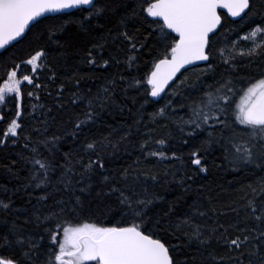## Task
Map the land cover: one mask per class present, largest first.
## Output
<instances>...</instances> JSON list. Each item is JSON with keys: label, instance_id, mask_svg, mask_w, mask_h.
I'll list each match as a JSON object with an SVG mask.
<instances>
[{"label": "snow or ice", "instance_id": "obj_1", "mask_svg": "<svg viewBox=\"0 0 264 264\" xmlns=\"http://www.w3.org/2000/svg\"><path fill=\"white\" fill-rule=\"evenodd\" d=\"M218 8L227 9L232 17H240L241 14L246 16L252 10L253 3L252 0H139L137 7L119 17L112 40L119 45H126L129 52L134 53L127 58L130 67L136 63L139 51L146 47L148 37H154L157 52L153 56L152 70L145 77L147 85L150 86V90L146 91V104L149 103L147 96L160 97L169 82L177 77V73H180L181 69L187 70L185 66L194 65L198 61H210L212 36L222 23ZM66 9L87 13L77 21L85 31L89 30L88 24L92 20L97 21V27L103 28L102 21H106L110 12L116 11L98 0H0V49L26 34V29L30 30L31 26L39 23L37 18L44 17L46 13H59ZM132 20L139 21L149 29L148 36L143 40L140 39V28L129 31L128 24ZM111 32L109 29V34ZM254 37L260 40L259 45L252 39ZM240 39L251 40L247 55L260 59L261 63L257 65L259 75L241 76L237 72L234 58L223 59L228 75L206 85L201 94L187 105L189 115L186 120L181 118L180 131L183 133L187 127L190 129L186 134L188 137L199 133L207 135L190 153L189 162L182 161V167L191 172V175L185 172L178 181L182 188L185 181L192 180L198 173L207 172L206 157L215 149L222 151L224 159L234 170L255 166L264 171V25L257 24L250 34ZM106 44L105 40V43L95 44L88 50V65L106 67L110 61L120 63L115 56L102 59V63H98L95 50L105 48ZM220 54L223 57V51ZM46 55V51H37L26 61L14 65L12 70L7 71L4 84L0 85V103L6 101L7 95H13L17 101V118H22L19 101L24 83L33 89L43 87L35 82V73L38 62ZM24 64L32 66V73L21 76L19 69ZM211 68L209 63L208 69ZM54 78L55 74L50 77ZM109 83L114 86L115 80ZM184 83L185 81H180L177 87H182ZM138 84H141V81L133 78L127 87L132 88ZM111 91L109 87L103 88L102 96L99 93L96 96L73 93L69 103L75 105L77 101L83 103L87 100L86 107L89 110L83 113L84 119L76 117L72 131L67 135L75 137L86 123L94 121L98 115L95 108H103L106 101H111ZM27 94L32 97L34 91ZM59 95H63V85ZM172 95L181 93L174 91ZM236 97H239L238 101ZM172 103L173 101L169 100L158 112L153 113V120L157 116L163 117ZM40 107L43 108V105ZM59 107H63V104ZM180 107L185 105L181 104ZM51 111L49 108L43 113L45 118L40 121L43 131L36 129L45 138L33 143L29 136H25L24 139L28 143L24 146L28 148L29 144H32L31 154L22 157L32 165L28 183L22 185V188L28 197H32L29 188L40 189L43 194L35 198V204L31 199L25 202L31 206V212L28 207L14 208L11 196L7 201L0 200L4 217L0 219V264H206L207 258L198 260L195 254H191L183 262L177 260L175 247L165 238L169 229L161 227V218L151 214L155 203L163 198L158 193L150 192L147 185L139 184L141 174L157 182L155 174L141 173L139 169L130 171V168L114 171L111 175L104 174L110 163L106 155L111 156L118 152L119 142L114 143L105 137L102 141L85 143L83 152L86 160L84 156L77 158L75 150L64 153L63 163H57L45 156L40 151V145L55 147L61 140L57 135H53L51 140L46 137L49 119H56L55 116L49 117ZM21 129L22 125L18 119H12L3 133L4 139H0V144L6 145L9 138H18V130ZM120 139L124 141L127 136ZM16 142L13 139V143ZM187 142L184 141L185 144ZM147 143L146 141L141 145V150ZM156 143L163 144L164 141L159 140ZM101 146L104 153L100 150ZM52 147H48L49 152ZM109 147L113 153L107 152ZM146 155L161 160L180 159L175 152L168 157L161 150L148 151ZM132 172L137 175L132 177ZM261 185L259 198L257 189L252 185L248 186L250 192L242 197L246 200L243 216L236 223L229 225L236 234L234 237H222L229 252L239 253L230 258L233 264H264V180ZM189 188L190 186L184 188V191L187 192ZM20 191V187L15 189V193ZM54 193H59L58 199ZM37 205H46V213L41 214ZM189 207L193 215H207L200 210L197 203ZM10 210L17 213L23 211L28 215H25L23 223H17L19 216L9 221L7 216ZM233 211L240 215V209L234 208ZM85 213L88 214L87 217L84 216ZM97 214L99 217L94 219ZM167 215L165 212L164 216ZM193 215H186L175 228L179 230L185 225L191 228L190 232L185 233L190 244L210 243V239L203 238L201 226H193ZM29 223L36 224L37 228L45 225L44 234L29 231L25 227ZM53 224L55 227H52ZM211 231L215 234L216 229ZM225 231L227 232V229ZM45 240L47 243H42ZM245 249L248 250L245 252ZM42 250H46L43 259ZM196 251L199 252V248ZM200 255L203 256V253ZM211 259L215 261L216 257L212 256Z\"/></svg>", "mask_w": 264, "mask_h": 264}, {"label": "trees", "instance_id": "obj_2", "mask_svg": "<svg viewBox=\"0 0 264 264\" xmlns=\"http://www.w3.org/2000/svg\"><path fill=\"white\" fill-rule=\"evenodd\" d=\"M98 2L116 9L115 12L108 14L106 21H102L103 28L97 27V21L92 20L88 24L89 30H83L77 21L87 13L79 10L68 15L44 18L32 26L21 41L0 54V85H2L7 79V71L12 70L14 65L26 61L37 51L47 52V55L38 62L39 66L35 73V82L43 87L33 89L27 84L23 86V94L19 101L22 118L16 117L17 101L14 96L7 97L0 107V139H4L3 133L12 119H18L22 125V129L18 130V138H9L6 145L0 144V200L7 201L11 196L14 208L28 207L31 212V206L25 202L31 199L35 204V198L43 194L40 189L29 188L28 191H32V197H28L22 188V185L28 183L29 169L32 167L22 157L31 154L32 144L30 143L29 147L25 148L24 145L28 143L24 139L25 136H29L33 143L45 138L36 129L43 131L40 121L45 118L43 113L51 108L52 111L48 115L49 117L55 116L56 119L55 121L49 119L46 137L51 140L53 135H57L61 137V140L56 143L55 147L48 146L52 147L51 152L48 151V147L41 144L40 151L45 156L54 159L57 163H63L64 153L70 150H75L77 158L84 156L83 148L87 142L102 141L105 137L114 143L119 142L118 152L113 153L110 147L107 149V152L113 155H106L110 163L104 174L111 175L114 171L119 172L123 168H130V171L139 169L141 173L157 176V182H153L141 174L139 184L147 185L150 192L158 193L163 198L155 203L151 214L154 217L159 216L162 220L161 227L169 229V234L165 238L170 241L171 246L175 247L177 260L183 262L191 254H195L198 260L207 258L206 264H233L230 258L239 253L229 252L224 246L225 241L222 237L228 235L234 237L236 234L229 225L242 218L243 206L246 203L242 197L250 192L249 185L257 189V198H259L264 171L255 166L234 170L233 166L224 159L222 151L215 149L206 157L207 172L198 173L192 180L185 181L184 188L190 186L185 192L178 181L185 172L189 175L191 172L188 168L182 167V161L189 162L190 153L195 150L207 133L188 137L186 134L190 129L185 127L182 133L180 122L181 118L185 120L188 118L187 105L201 94L206 85L213 84L214 80L228 75L225 71L227 66L222 62L223 59L234 58L237 72L241 76L259 75L257 65L261 63L260 59L247 55L251 40L246 41L240 38L250 34L257 24L264 25V0H252V10L238 22H230L223 14H220L222 25L212 37L210 61L206 65L186 70L180 74L159 101L153 102L147 96L149 101L147 104L144 101L149 88L145 77L152 70L153 56L157 52L154 37H148L146 47L139 51L138 59L131 67L127 58L128 55L134 53H130L126 45H119L112 40L119 17L137 7L139 0H98ZM136 28H140L141 40L148 36L149 29L146 26L137 20L130 21L129 31H135ZM109 29L112 30L111 34H109ZM252 39H255L259 45L258 38ZM105 40L107 41L106 47L95 50L98 63H102V59H109L110 56H115L120 63L110 61L106 67L88 65V50L95 44L105 43ZM221 51L224 53L223 57H221ZM241 52L245 54L240 55ZM209 63L212 65L211 69H208ZM19 73L21 76L25 73L31 74L32 70L24 64L19 69ZM53 74L55 78L50 79ZM133 78L139 79L141 84L128 88L127 84ZM112 80H115L114 86L109 83ZM180 81H185V83L178 88ZM61 85H63L62 96L59 95ZM105 87L112 89L111 101H106L103 108L97 106L95 108L97 117L94 121L86 123L75 137L67 135L72 131L76 117L84 119L83 113L89 110L86 107L87 100L83 103L77 101L75 105L69 103L73 98L72 94L96 96L99 93L102 96V89ZM29 91H34V96L29 97L27 94ZM174 91H179L181 95H172ZM236 99L238 101L239 97ZM169 100L173 103L164 116H157L153 120L152 114L158 112ZM61 104L63 107H59ZM181 104L185 107L181 108ZM40 105H43V108ZM122 136H127V139L121 141ZM13 139L17 142L13 143ZM159 140H163L164 143L157 144L156 141ZM185 140L188 141L187 144L184 143ZM146 141L148 143L141 150V145ZM100 150L104 153L103 146ZM155 150L164 151L168 157L175 152L180 159L161 160L146 155V152ZM84 158L87 159L86 156ZM136 175V172H132V177ZM18 187L21 191L15 193ZM54 195L57 199L59 198V193H54ZM49 203L51 204L52 201ZM193 203H197L200 210L206 212L207 215L204 217L198 214L193 215L189 207ZM170 206L171 210H169ZM37 207H40L41 214L46 213V205H37ZM234 208L240 209L239 216L233 211ZM165 212L168 213L167 216H164ZM25 215L28 214L23 211L17 213L10 210L7 219L11 221L19 216L17 223H23ZM186 215H193V226L199 224L203 238L210 239V243L198 245L192 242L190 244L185 233L190 232L191 228L187 225L179 230L175 228V225L184 220ZM84 216L87 217L88 214L85 213ZM98 217L99 214L94 219ZM3 218V210L0 209V219ZM25 227L31 232L44 234L45 225L37 228L36 224L29 223ZM52 227L55 225L53 224ZM213 228L216 229L215 234H212ZM42 243L46 244L47 241H42ZM198 248L199 252L196 251ZM247 250L245 249V252ZM44 251L46 250H42L41 259L44 258ZM201 253L203 256L200 255ZM212 256L216 257L215 261L211 259Z\"/></svg>", "mask_w": 264, "mask_h": 264}, {"label": "water", "instance_id": "obj_3", "mask_svg": "<svg viewBox=\"0 0 264 264\" xmlns=\"http://www.w3.org/2000/svg\"><path fill=\"white\" fill-rule=\"evenodd\" d=\"M76 10L77 9H66V10H63V12H59V13H46L44 17H40V18H37V19L39 21H41L44 18H52V17H56V16H61V15H68V14H71V13L75 12ZM217 12H218L219 15H220V13L223 14L227 18V20L230 21V22H238V21H240L245 16L244 14H241L240 17H232V16L229 15L227 9H223V8H218L217 9ZM221 21H222V19H221ZM221 25H222V23H221ZM221 25L218 26L217 32L219 31ZM28 31H29V29H26L25 30V33L27 34ZM26 34H24L22 37H18L16 41L10 42V44L9 45H6L5 48L0 49V54L2 52H4L5 50H7L8 48H10L11 46H13L14 44H16L19 41H21L26 36ZM207 63H208V61L207 62H205V61H198L194 65L185 66V68L187 70H189V69H192V68H196V67H200V66L206 65ZM184 71H186V70L185 69H181V72L180 73H177V77H174L173 81H170L169 82V86H166L165 92L164 93H161V96L160 97L153 98V97H150L149 96L150 97V100L153 101V102L159 101L163 97V95L166 93V91L174 84V82L177 80V78L180 76V74H182ZM147 86L150 89V86L149 85H147Z\"/></svg>", "mask_w": 264, "mask_h": 264}, {"label": "rangeland", "instance_id": "obj_4", "mask_svg": "<svg viewBox=\"0 0 264 264\" xmlns=\"http://www.w3.org/2000/svg\"><path fill=\"white\" fill-rule=\"evenodd\" d=\"M27 66H29L30 69L32 70V66H31V65H27ZM3 84H4V83H3ZM3 84H2V85H3ZM24 84H27V83L25 82ZM11 96H13V95H7L6 98H7V97H11ZM2 105H3V103H0V107H1Z\"/></svg>", "mask_w": 264, "mask_h": 264}, {"label": "bare ground", "instance_id": "obj_5", "mask_svg": "<svg viewBox=\"0 0 264 264\" xmlns=\"http://www.w3.org/2000/svg\"><path fill=\"white\" fill-rule=\"evenodd\" d=\"M150 98V97H149Z\"/></svg>", "mask_w": 264, "mask_h": 264}]
</instances>
